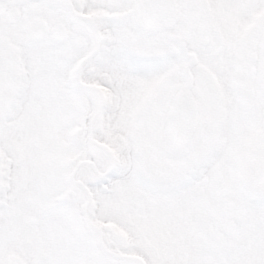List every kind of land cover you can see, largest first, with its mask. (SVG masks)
<instances>
[{"label": "snow or ice", "instance_id": "obj_1", "mask_svg": "<svg viewBox=\"0 0 264 264\" xmlns=\"http://www.w3.org/2000/svg\"><path fill=\"white\" fill-rule=\"evenodd\" d=\"M0 264H264V0H0Z\"/></svg>", "mask_w": 264, "mask_h": 264}]
</instances>
